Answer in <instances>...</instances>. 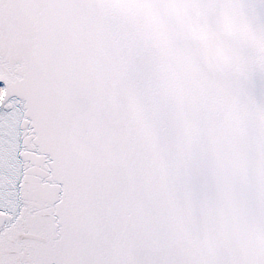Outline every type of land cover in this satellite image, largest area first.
<instances>
[{
  "label": "snow or ice",
  "instance_id": "6c2138e0",
  "mask_svg": "<svg viewBox=\"0 0 264 264\" xmlns=\"http://www.w3.org/2000/svg\"><path fill=\"white\" fill-rule=\"evenodd\" d=\"M0 264H264V0H0Z\"/></svg>",
  "mask_w": 264,
  "mask_h": 264
}]
</instances>
